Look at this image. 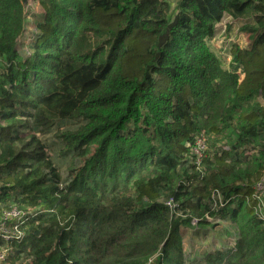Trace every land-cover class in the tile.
Listing matches in <instances>:
<instances>
[{
  "label": "trees",
  "instance_id": "trees-1",
  "mask_svg": "<svg viewBox=\"0 0 264 264\" xmlns=\"http://www.w3.org/2000/svg\"><path fill=\"white\" fill-rule=\"evenodd\" d=\"M35 1L0 0V215L31 211L5 260L183 264L180 225L227 218L205 264H264V0ZM224 14L249 37L228 68Z\"/></svg>",
  "mask_w": 264,
  "mask_h": 264
},
{
  "label": "rangeland",
  "instance_id": "rangeland-1",
  "mask_svg": "<svg viewBox=\"0 0 264 264\" xmlns=\"http://www.w3.org/2000/svg\"><path fill=\"white\" fill-rule=\"evenodd\" d=\"M174 4L175 0H169ZM28 5L31 9L38 10V4L35 0H28ZM31 20V17H28ZM32 24V23H31ZM215 33L212 37L208 38L211 48L218 56L222 66L229 67V48L232 43L239 45L249 44V37L246 32L240 30V21L233 20L230 16L224 14L221 19L216 23ZM33 27V26H32ZM31 26L27 29L24 37L19 39L17 48L20 53L27 52L24 42L28 41L31 35ZM30 40V39H29ZM211 135V134H210ZM208 133H203L205 149L209 148V139L211 138ZM51 139V135H50ZM50 144V140L48 141ZM57 145H50L49 149L52 153L54 162L58 165L62 179L66 178L69 165L66 158L59 157L56 151ZM77 161H75V164ZM264 206V199L261 202ZM263 209V207H262ZM0 228L7 231L11 230L10 226L3 223ZM237 235V228L231 220L227 218L210 219L207 223H199L191 221L188 224L180 225V236L182 238V251H183V264H205L209 254L215 252H227L233 249L234 241ZM0 264H11L9 260L0 262Z\"/></svg>",
  "mask_w": 264,
  "mask_h": 264
},
{
  "label": "built area",
  "instance_id": "built-area-1",
  "mask_svg": "<svg viewBox=\"0 0 264 264\" xmlns=\"http://www.w3.org/2000/svg\"><path fill=\"white\" fill-rule=\"evenodd\" d=\"M204 149L205 144L201 134L196 137L193 146V153L197 157V162L201 158ZM255 193L259 197V202L261 204L264 199V176L256 183ZM28 214H31V211L12 206L11 208L4 210L0 215V224L3 223L4 225L11 227V230L8 231L4 228H0V237L5 240L4 245L0 247V262L5 260L9 252L10 246L8 241L11 238H19L22 236L23 232L20 230L19 225L27 219Z\"/></svg>",
  "mask_w": 264,
  "mask_h": 264
}]
</instances>
